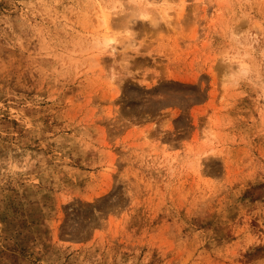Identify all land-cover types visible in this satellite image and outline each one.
Masks as SVG:
<instances>
[{"label":"rangeland","instance_id":"obj_1","mask_svg":"<svg viewBox=\"0 0 264 264\" xmlns=\"http://www.w3.org/2000/svg\"><path fill=\"white\" fill-rule=\"evenodd\" d=\"M117 1L0 0V264H264V0Z\"/></svg>","mask_w":264,"mask_h":264},{"label":"bare ground","instance_id":"obj_2","mask_svg":"<svg viewBox=\"0 0 264 264\" xmlns=\"http://www.w3.org/2000/svg\"><path fill=\"white\" fill-rule=\"evenodd\" d=\"M165 1L166 0H130V2L132 4L131 13L125 15L122 18V20L120 19L121 25L123 27H121V29H118V31L123 29L122 31L123 32L125 31L124 33L127 32L129 34L130 20L133 18L146 20V21H148L149 25L152 27L157 25V23H158L157 21L165 20L166 18L168 19V11H169V9H171V7L167 6L165 4ZM119 3L120 2H118L117 0H109V1H107V0H95V7L96 8H95L93 15L95 16V20H96V24L94 27V30L96 31V40L94 41L93 47L96 48L97 50H101V52H106L109 50L111 51V49H113L114 44L117 43L116 42L117 41L116 36L114 37V36H110L108 34V28H109V22L114 17V15L117 14V11L119 10V7H120ZM155 5H157V6H155ZM179 11L181 13V10H179ZM178 12H176L175 14H178ZM180 15H178V16H180ZM167 19H166V21L168 22L169 19L168 20ZM117 25H119V24H117ZM122 31H120V32H122ZM114 33H116V32H114ZM118 41H120V39H118ZM121 42L124 43V41H121ZM130 42L133 45V41H130L127 38L126 43L129 45ZM126 49H127V47H126ZM106 53H108V52H106ZM95 63L99 64L97 62V60H95ZM242 66H244V65H242ZM228 68H226V71L229 70L227 72L228 78L230 79V78L235 77V74L232 72L231 68L230 69H228ZM112 74H113V71H112ZM196 164H197V162H196Z\"/></svg>","mask_w":264,"mask_h":264}]
</instances>
